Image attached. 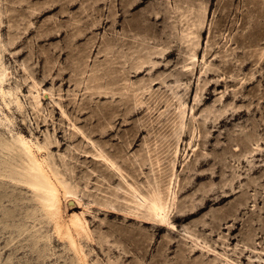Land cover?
Listing matches in <instances>:
<instances>
[{
    "label": "rangeland",
    "instance_id": "obj_1",
    "mask_svg": "<svg viewBox=\"0 0 264 264\" xmlns=\"http://www.w3.org/2000/svg\"><path fill=\"white\" fill-rule=\"evenodd\" d=\"M203 7L190 51L185 19ZM0 43L5 87L19 86L26 107L0 100V135L59 140L48 153L82 199L65 209L59 187L61 229L84 213L90 236L72 230L84 262L264 264V0H0ZM32 78L53 94L38 113ZM176 144L173 226L105 211L99 202L125 186L122 175L143 192L166 184ZM38 209L28 187L0 177V264H75Z\"/></svg>",
    "mask_w": 264,
    "mask_h": 264
},
{
    "label": "bare ground",
    "instance_id": "obj_2",
    "mask_svg": "<svg viewBox=\"0 0 264 264\" xmlns=\"http://www.w3.org/2000/svg\"><path fill=\"white\" fill-rule=\"evenodd\" d=\"M190 13L194 14L195 18L194 20L185 19L186 30H184L183 38L188 43L190 51H193L192 47L196 45L194 44V41L197 43L199 40L198 31H200L204 25L206 8L203 7L200 10L191 9ZM184 17L187 18V14ZM2 46H4V44L1 45L0 43V100L8 111L15 108L17 111L23 112L26 107L18 95L20 87L15 86L14 89L11 87H5V82L7 81L9 73L1 59ZM191 58H195L194 52H192ZM149 62L153 65L155 64L153 61ZM30 95V102L28 104L36 113L41 111V97L53 96L50 90L48 91L45 88H40L39 82L35 81L33 78L30 85ZM59 107L62 114L67 116L64 109H62L61 106ZM70 126L75 132L78 131L84 135L82 129L74 122L71 123ZM48 137L49 136H47V141L45 143H41L37 139L33 142L22 134L16 136L11 135L10 137H3L0 135V151L2 153L0 164H2V168L5 172H0V177L8 178L15 183H21L28 187L31 190L34 201L38 204V210L42 212V218L46 219L49 223L52 222L57 231L66 235L69 244L75 249V257L73 259L75 264H87L84 262L83 257L80 256L76 241L72 236V230L75 231L78 236H90L87 221L83 216L84 213L73 211L65 229H61L62 222L60 221V218L62 205L60 201L59 187L62 189V196L65 200V209L70 200L73 201V205L71 204L72 207H75V204L79 206V204L82 203V199L79 196V190L77 187L67 181L58 166L53 162L51 154L48 153L49 145L53 142L59 143V140L55 138L54 141H49ZM88 139L94 146V157L99 158L106 163L109 168L120 172L121 169L116 166L114 160L111 159L109 154L100 146H96V143L89 137ZM177 152L178 146L176 144V146H173L172 148V157L169 159L171 176L166 184L157 181L153 183L147 181L146 192H143L139 185L128 182L122 175V180L124 181L125 186H113L110 194L106 197H102L103 200L102 202H99V204H101L106 209L105 211H108L109 213H125L127 218H139L141 219L142 224H159L161 226L165 224L167 226H173L172 221H170L169 212L171 208L175 206V200L177 197L176 192L172 189V179L175 176V159ZM43 153L47 154L39 157V154ZM154 159L158 162L157 157ZM154 159L149 155L145 160L152 163ZM207 162V160L199 161L196 164V168L199 169L203 167ZM207 174V172H202L197 174V178H204ZM211 174L212 179L217 177L214 172H211ZM229 196V194H223L215 202H221ZM205 205L206 202L204 205L195 210H190L182 216L187 218L194 215L202 210ZM176 208H178L177 205ZM83 256H85L84 253Z\"/></svg>",
    "mask_w": 264,
    "mask_h": 264
}]
</instances>
